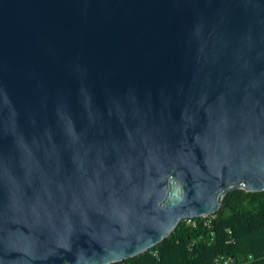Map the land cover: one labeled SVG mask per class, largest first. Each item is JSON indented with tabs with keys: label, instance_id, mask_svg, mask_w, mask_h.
I'll list each match as a JSON object with an SVG mask.
<instances>
[{
	"label": "water",
	"instance_id": "1",
	"mask_svg": "<svg viewBox=\"0 0 264 264\" xmlns=\"http://www.w3.org/2000/svg\"><path fill=\"white\" fill-rule=\"evenodd\" d=\"M264 190V0H0V264H110Z\"/></svg>",
	"mask_w": 264,
	"mask_h": 264
},
{
	"label": "trees",
	"instance_id": "2",
	"mask_svg": "<svg viewBox=\"0 0 264 264\" xmlns=\"http://www.w3.org/2000/svg\"><path fill=\"white\" fill-rule=\"evenodd\" d=\"M213 216L209 226L201 217L194 225L181 219L149 250L110 264H211L220 253L239 259L251 255L249 264H264V190L229 191Z\"/></svg>",
	"mask_w": 264,
	"mask_h": 264
},
{
	"label": "built area",
	"instance_id": "3",
	"mask_svg": "<svg viewBox=\"0 0 264 264\" xmlns=\"http://www.w3.org/2000/svg\"><path fill=\"white\" fill-rule=\"evenodd\" d=\"M213 217H214L213 214H211V215L202 216L201 218L203 219V223L209 226L211 224ZM184 220H186L187 223L192 224V225H194L196 222L194 218H184ZM228 241H231V240H228ZM151 252L152 254L157 255L156 250H151ZM251 260H252L251 255H248L244 259H241V258L239 259L231 254L220 253L214 256L211 264H249ZM127 264H130V263H127Z\"/></svg>",
	"mask_w": 264,
	"mask_h": 264
}]
</instances>
